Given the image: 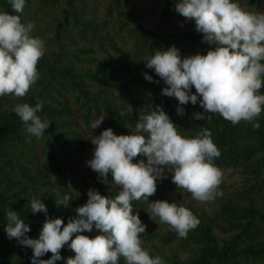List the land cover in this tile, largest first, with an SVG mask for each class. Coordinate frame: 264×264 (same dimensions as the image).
Masks as SVG:
<instances>
[{
	"label": "trees",
	"instance_id": "obj_1",
	"mask_svg": "<svg viewBox=\"0 0 264 264\" xmlns=\"http://www.w3.org/2000/svg\"><path fill=\"white\" fill-rule=\"evenodd\" d=\"M31 1L38 4L30 7ZM136 1L25 0L23 12L15 13L8 0H0V12L19 15L25 25L30 22L33 9L46 15L54 11L59 14L47 38L34 28L31 33L45 42V54L37 65L40 79L23 98L0 97V264H32V249L9 239L5 232L9 208L19 212L31 228L26 235L35 239L46 218H62L67 225L70 218L77 217L76 209L87 202L88 191L76 196L67 186L71 170L79 163L91 123L103 115V129L98 135L107 128H112L117 135H128L134 131L139 114L157 105L183 136L194 137L201 127L208 128L221 153L214 160L215 166L221 171L240 170L245 177L244 190L237 200L224 202L214 217L184 206L199 219L198 227L190 230L187 238H179L170 229L160 240L170 244L179 238L199 249L189 260L174 257L168 264H264V111L256 120L241 121L234 126L219 114H211L210 122L196 120L194 113L204 112L199 103L162 104L159 97H153L145 105L148 91L162 93L167 86L154 69L146 67V57L172 46L180 50L182 57L206 55L215 45L203 42L202 35L193 31L169 32L144 25L131 11ZM178 2L164 1L159 15L162 24L182 17L175 11ZM234 2L249 8L261 4L260 0ZM112 56L116 59H111ZM145 74L152 76L153 81L146 80ZM192 92L195 93L194 87ZM260 92L264 94V87ZM37 97L42 102V110L37 115L51 121L40 139L27 132V126L13 111L17 103L35 106ZM178 106L184 108V115L177 114ZM254 123L259 124L258 129L253 127ZM140 159L146 162L143 156L134 158L133 162ZM171 176L168 172L166 179L157 180V191L149 201L132 202L133 214L138 213L146 225V232L141 234L145 240L158 239L144 209L160 197L159 188L170 181V194L178 195L182 190L172 183ZM107 179L108 183H103L98 177L91 189L115 198L119 186L104 192L114 185L111 174ZM65 194L72 196L67 207L56 202ZM33 198L45 204L47 215L30 211ZM215 227L227 228L232 234L220 244L213 234ZM96 233L100 234L97 230ZM82 234L90 238L96 236L91 232ZM51 255L49 252L39 259L47 260ZM74 255L65 245L61 249L63 259L56 264H66L67 258ZM119 264H126L122 257Z\"/></svg>",
	"mask_w": 264,
	"mask_h": 264
},
{
	"label": "clouds",
	"instance_id": "obj_2",
	"mask_svg": "<svg viewBox=\"0 0 264 264\" xmlns=\"http://www.w3.org/2000/svg\"><path fill=\"white\" fill-rule=\"evenodd\" d=\"M13 12H23L25 0H8ZM175 11L187 20L195 21V30L203 42L215 45L206 55L182 57L175 46L156 50L146 57V67L167 85L162 95L174 97L180 106L199 103L203 113H194L196 120L211 121V114H219L234 126L241 121L252 122L264 111V12L249 11L234 0H179ZM34 25L21 22L19 15L0 12V97L26 96L40 79L38 62L44 56L45 42L31 35ZM152 82V76L145 74ZM193 87L195 93L192 92ZM37 103L15 104L13 111L27 126V132L37 139L45 135L51 121L42 120L39 97ZM178 106V115L184 108ZM139 114L134 131L117 135L112 128L103 130L91 139L95 146L87 165L108 183L121 189L115 198L89 189L87 202L76 209L77 217L64 225L62 218H46L38 238L26 234L31 228L19 212H6L5 232L33 251L32 264H56L63 259L61 249L68 245L74 257L66 264H164L161 257L152 258L143 248L141 234L146 232L139 214H133V201H149L157 191V180L167 178L199 202H210L223 195L218 191L222 171L214 160L220 151L212 139V132L201 127L194 137L179 133L177 125L163 108L148 107ZM204 113L208 115L205 116ZM101 116L91 123L98 128ZM259 128L258 123L253 124ZM138 156L146 157L133 162ZM72 196L65 194L56 200L67 207ZM148 214L156 222L167 224L179 238H187L190 230L198 227L199 219L186 207L176 202L157 200L149 205ZM32 213L47 208L39 199L30 202ZM95 228L100 234L90 238L82 233ZM73 234L75 238L73 239ZM51 258L39 259L47 253Z\"/></svg>",
	"mask_w": 264,
	"mask_h": 264
},
{
	"label": "rangeland",
	"instance_id": "obj_3",
	"mask_svg": "<svg viewBox=\"0 0 264 264\" xmlns=\"http://www.w3.org/2000/svg\"><path fill=\"white\" fill-rule=\"evenodd\" d=\"M165 0H137L131 6V11L134 12L142 23L146 26L162 28L165 31L169 32H186L193 31L202 35L201 33L195 30V21L187 20L184 17H179L175 21L169 24H162L159 21V15L161 9L164 5ZM260 6L256 7H246L249 11L255 12H264V0H260ZM37 1H31L30 7L37 5ZM254 8V9H252ZM53 11V10H51ZM59 16L58 12L54 11L51 15L42 14V12H36V9L32 10V14L30 15V22L34 25V29H37L40 34L47 38L53 28L55 23V18ZM111 33L114 31L111 30ZM116 59L112 56L111 59ZM153 97H159L162 101V104L166 102H175L177 101L174 97H167L162 95V93H157L148 91V98H146L145 105H148L150 99ZM103 116V115H102ZM103 129V125L101 124L96 129H91L89 131L85 144L83 146V151L81 156L79 157V163L75 165V167L71 170L68 189H70L74 195L78 196L82 193H85L92 187H95L98 179V173L94 172L88 165L87 161L92 159L94 152V145L91 143V139L94 136H98V131ZM245 177L241 173L240 170L237 169H223L222 170V182L219 185L218 191L222 192L223 195L217 196L214 200L210 202H199L192 198L191 193L186 190H180L178 195H172L169 192L170 181H167L166 184L159 188L160 197L157 200H166L170 203L176 202L180 206H191L197 209L201 213H205L207 216L214 217L222 208V204L229 200H237V196L244 190L245 185ZM115 184L110 187L104 189V192L112 189ZM120 188L118 192H120ZM156 200V201H157ZM149 206L144 209V213L148 216V224L153 230L154 233L158 236V239L155 240H145L143 237V248L149 253L152 258L161 257L164 264H168L170 260H173L174 257H178L180 260L185 261L191 259L194 255L195 251H198V247L193 244H187L182 239H176L170 244H164L160 237H165L168 235L170 231V227L168 225L160 224L159 218H156V222L153 221L149 214ZM227 228L215 227L213 230V234L217 238L218 242L222 244L224 240H227L232 233L226 230ZM190 232V231H189ZM91 234H97L96 229L93 228Z\"/></svg>",
	"mask_w": 264,
	"mask_h": 264
}]
</instances>
